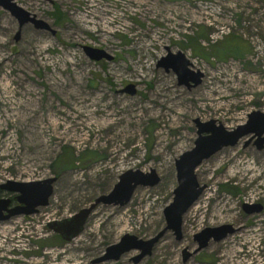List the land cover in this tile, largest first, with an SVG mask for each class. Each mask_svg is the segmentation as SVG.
<instances>
[{
	"label": "rangeland",
	"instance_id": "obj_1",
	"mask_svg": "<svg viewBox=\"0 0 264 264\" xmlns=\"http://www.w3.org/2000/svg\"><path fill=\"white\" fill-rule=\"evenodd\" d=\"M15 1L55 33L29 22L17 39L18 19L0 6V182L58 180L40 213L0 221V264H135L138 250L93 261L126 233L148 239L165 227L194 120L233 129L264 111V0ZM229 41L245 53H225ZM86 45L113 58L94 60ZM168 49L204 73L201 84L189 88L159 65ZM248 137L198 167L207 187L184 216L183 238L168 231L137 264H264V148L245 147ZM128 169H156L161 180L137 187L123 207L100 204L70 241L47 227ZM245 203L263 209L249 214ZM229 223L234 233L194 253L196 233Z\"/></svg>",
	"mask_w": 264,
	"mask_h": 264
},
{
	"label": "water",
	"instance_id": "obj_2",
	"mask_svg": "<svg viewBox=\"0 0 264 264\" xmlns=\"http://www.w3.org/2000/svg\"><path fill=\"white\" fill-rule=\"evenodd\" d=\"M0 6L18 19L20 30L16 35L17 39L20 37L21 27L29 22L38 29H46L55 33V30L47 21L38 18L15 0H0ZM84 48L89 57L94 60L103 58L111 60L113 58V55L107 53L104 49L88 45ZM159 65L164 66L167 71L172 68L177 73L180 83L187 85L189 88L202 83L204 73L193 70L190 67L192 65L191 61L182 51L173 53L168 49V55L159 61ZM125 91L131 94L136 93L134 84L128 85ZM194 122L197 127L194 146L183 152L175 161L177 185L173 190V200L164 209L165 227L148 239L131 233L124 234L117 243L109 245L105 252L93 261L94 263L117 261L126 253L138 250L139 253L132 259L137 264L144 257L153 253L155 244L168 231H173L176 239L181 240L183 238L184 216L207 187L198 178V167L224 147L236 146L243 138L248 136L245 146L256 138L258 148H264V111L254 110L250 112L247 120L233 129H228L221 121L216 119L202 121L196 118ZM57 180L58 176H50L28 181L8 179L0 183V190L17 193L19 201L18 205L8 207L9 199L0 198V221H7L20 215H33L38 213L41 207L48 206ZM160 180L161 177L156 169H151L150 172H144L141 169H128L119 176V180L108 193L97 196L89 206L80 209L70 217L49 221L47 227L59 234L64 240L70 241L82 233L92 212L100 204L123 207L131 201L137 187L154 186ZM244 209L249 214L258 213L262 211L263 205L260 203H245ZM236 230L231 223L205 227L194 235V239L198 243L194 253L206 248L212 240L221 241ZM190 255L191 253H186L185 259Z\"/></svg>",
	"mask_w": 264,
	"mask_h": 264
},
{
	"label": "flooded vegetation",
	"instance_id": "obj_3",
	"mask_svg": "<svg viewBox=\"0 0 264 264\" xmlns=\"http://www.w3.org/2000/svg\"><path fill=\"white\" fill-rule=\"evenodd\" d=\"M249 145L256 146L257 149H259V148H258V144H257V142H256L254 139L251 140L247 146H249ZM247 146H245V147H247ZM16 180H18V179H16ZM23 180H24V179H23ZM3 182H4V181H3ZM3 182L1 181L0 183H3ZM17 195H18V194L15 193V192H9V191H5V190H0V198H7V199H9L8 207H13V206H16V205L19 204V201H18ZM42 209H43V208L41 207L38 213H40V212L42 211ZM38 213H37V214H38ZM23 216H24V215H23ZM24 218H25V219H29V218H31V215H28V216L26 215V216H24Z\"/></svg>",
	"mask_w": 264,
	"mask_h": 264
},
{
	"label": "trees",
	"instance_id": "obj_4",
	"mask_svg": "<svg viewBox=\"0 0 264 264\" xmlns=\"http://www.w3.org/2000/svg\"><path fill=\"white\" fill-rule=\"evenodd\" d=\"M57 13L59 14V9H58V11H57ZM56 13V14H57ZM229 46H227V50L225 49V51L224 50H222V51H220L219 53H226L227 51H228V53L229 54H232L233 56H239V55H243L244 53H245V51H243V47H241V45L239 46L238 44H237V41H232V42H230L229 41V44H228ZM232 46V47H231ZM224 51V52H223ZM224 55V54H223ZM92 153V152H91ZM84 154V156H85V159H89V158H92L93 157V155H94V153H92V154H88V153H83ZM73 159H75V158H73Z\"/></svg>",
	"mask_w": 264,
	"mask_h": 264
}]
</instances>
